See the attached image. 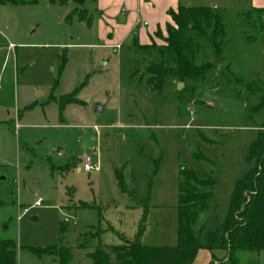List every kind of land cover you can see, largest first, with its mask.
<instances>
[{
  "label": "rangeland",
  "instance_id": "374dc122",
  "mask_svg": "<svg viewBox=\"0 0 264 264\" xmlns=\"http://www.w3.org/2000/svg\"><path fill=\"white\" fill-rule=\"evenodd\" d=\"M174 1L209 12L206 36L187 37L185 48L197 67L210 68L197 80L169 77L161 94L146 80L154 63L174 65L166 24L142 45L151 23L141 22L135 1L118 15L100 12L97 0L0 5V240L13 242L18 264H58L38 250L61 246L73 264H92L87 254L120 236L133 240L141 224L145 246H175L183 167L216 181L208 226L225 215L264 128V9L250 0ZM153 6L150 20L162 23L161 3ZM135 33L140 47L131 43ZM77 88L83 104L60 116L53 97ZM88 156L99 171L84 170ZM238 255L239 264H264V250Z\"/></svg>",
  "mask_w": 264,
  "mask_h": 264
},
{
  "label": "trees",
  "instance_id": "16d2710c",
  "mask_svg": "<svg viewBox=\"0 0 264 264\" xmlns=\"http://www.w3.org/2000/svg\"><path fill=\"white\" fill-rule=\"evenodd\" d=\"M4 4L19 5L20 0H0V5ZM168 15L171 22L166 24L167 37L163 41L174 65H167L161 60L147 69V84L152 92L159 94L164 91L169 77H176L180 82L197 80L210 68L197 67L185 48L187 37L206 36L202 18L209 17V12L198 7L178 5L177 10H169ZM213 18L212 36L219 30L217 17ZM137 33L131 43L140 47ZM156 33L160 34L159 31ZM79 91L80 88L75 89L73 97L62 96L56 99L51 96L59 105L60 116L66 106L83 104L77 99ZM193 159L203 164L206 157L195 150ZM247 159L252 160L254 165L243 178L236 181L227 211L216 227L208 226L216 181L207 174L197 173L191 167H183L178 183V233L175 246H145L141 241L144 232L141 224L133 240L120 236L119 244L109 245L106 250L100 244L87 257L92 264H194L199 251L206 250L211 254L210 264H239L240 252L257 254L264 250V128L258 130L249 146ZM83 204L86 206L87 203ZM38 252L41 255L56 256L58 264H73L72 252L68 247H49ZM218 252L224 256L217 258ZM0 264H18L13 242L0 240Z\"/></svg>",
  "mask_w": 264,
  "mask_h": 264
},
{
  "label": "crops",
  "instance_id": "0c3cea01",
  "mask_svg": "<svg viewBox=\"0 0 264 264\" xmlns=\"http://www.w3.org/2000/svg\"><path fill=\"white\" fill-rule=\"evenodd\" d=\"M131 1H135V3H137V6H138V9H139V14H140V20L141 22H145L147 21L148 22V26L150 25L151 23V29H150V32H146L144 31L143 29V38L145 39V42L143 43L142 40H140L141 44L142 45H146L147 46V42L149 41V35L152 36L153 32L156 30L157 26L159 24H167L171 21L169 15H168V11L169 10H174L176 11L178 5L176 6V3L174 1V4H170L167 3V4H164L163 2L165 0H157V4H159V2L161 3V9L158 10V15H163V19L164 21L162 20V23H160L158 20L159 19H155L153 21L150 20V13L151 14H156L157 11H153L152 12V9H154V0H97V4L99 6V11L100 12H103L105 11L106 13H113V15H118L119 13L121 12H124L126 10H119V7H121L122 5H124L123 3H126L128 4V8H129V2ZM251 1V7L252 8H256V9H264V0H250ZM125 6V5H124ZM132 9L134 8V6H131ZM127 8V11H129V9ZM144 11V12H143ZM128 16V15H127ZM134 16V13L131 12L129 17L130 18H133ZM128 17V18H129ZM141 32H139V36H141ZM149 45V44H148ZM202 252H205L203 253V255L201 256L199 253H198V256L194 262V264H204L206 263L205 261L206 260H210L211 261V255L209 254V252H206V251H201Z\"/></svg>",
  "mask_w": 264,
  "mask_h": 264
},
{
  "label": "built area",
  "instance_id": "2783aa9c",
  "mask_svg": "<svg viewBox=\"0 0 264 264\" xmlns=\"http://www.w3.org/2000/svg\"><path fill=\"white\" fill-rule=\"evenodd\" d=\"M84 170L86 172H92V171H99L100 168H99V165L98 164H94L93 161H92V158L88 156L87 158H85V161H84ZM41 203H42V201L38 200V201L35 202V206H37V207L41 206ZM26 212H27V209H25L23 211L22 215H24ZM19 219H20V217H19Z\"/></svg>",
  "mask_w": 264,
  "mask_h": 264
},
{
  "label": "water",
  "instance_id": "95a60500",
  "mask_svg": "<svg viewBox=\"0 0 264 264\" xmlns=\"http://www.w3.org/2000/svg\"><path fill=\"white\" fill-rule=\"evenodd\" d=\"M73 2L77 3L78 5H82L84 3V0H72ZM180 86H182V84L180 83ZM102 110V106L101 105H96L95 106V112H100ZM62 151H59V154H61ZM0 180H5V177H0ZM35 219V218H33Z\"/></svg>",
  "mask_w": 264,
  "mask_h": 264
}]
</instances>
